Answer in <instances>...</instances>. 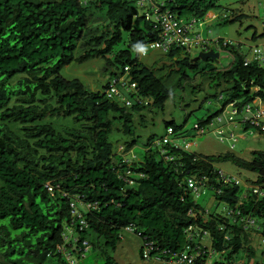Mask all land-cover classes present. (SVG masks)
<instances>
[{"label":"trees","instance_id":"1","mask_svg":"<svg viewBox=\"0 0 264 264\" xmlns=\"http://www.w3.org/2000/svg\"><path fill=\"white\" fill-rule=\"evenodd\" d=\"M220 1L150 0L141 14L138 7L144 4L139 0H0V264H89L90 249L93 260L116 264L112 252L130 226L143 240L149 238L166 250L168 258L195 244L197 240L191 242L185 234L192 225L195 232L208 231L209 244L225 256L255 259L253 238L264 239V196L242 184L226 185L217 165L231 161L256 173L254 186L262 188L264 152L255 151L253 160L246 161L230 152L198 156L171 144L166 147L177 160L167 161L154 148L157 139L152 136L142 156L134 153L138 126L147 123V109L164 111L172 97V78L181 87L201 78L211 89L224 88L207 96L220 109L198 119L194 129L199 132L232 102L240 114L247 105H264V67L246 64L248 58L238 50L229 49L234 60L224 70L201 69V60H190L183 54L186 47L177 45L164 50L171 62L162 73L142 60L143 50L161 40L159 16L170 12L200 22ZM126 33L129 42L121 48ZM252 39H258L256 32ZM81 41L89 47L86 44L85 53L76 57ZM96 57L104 58L111 70L103 93L63 76L74 61ZM114 80H119L121 94L109 98ZM133 83L138 88L131 93L122 86ZM189 116L183 125L165 121L166 132L172 129L174 139L184 138ZM253 128L249 122L243 125L245 132ZM115 131L134 138L123 152L115 153ZM196 175L211 180L205 195L212 191L217 200L241 216H252L256 224L205 215L185 184ZM191 210L197 216L190 215ZM223 224L225 232L219 230ZM141 257L147 262L142 252Z\"/></svg>","mask_w":264,"mask_h":264},{"label":"rangeland","instance_id":"2","mask_svg":"<svg viewBox=\"0 0 264 264\" xmlns=\"http://www.w3.org/2000/svg\"><path fill=\"white\" fill-rule=\"evenodd\" d=\"M149 1H145L144 7H138L141 14L146 13L151 6ZM154 1L157 4H162L168 0ZM211 12L216 15L217 19L209 18L208 14L203 21L194 24L192 36L196 38L197 35L201 34L203 39L210 41L206 44L193 42L191 47L186 46L183 54H189L188 57L190 60L196 59L204 51L214 49L220 53L219 62L211 59L201 61L199 67L201 69L224 70L234 60L229 49L233 51L238 50L239 53L246 55L249 60L254 61L257 56L254 50L257 48L256 46L260 45L261 56H264V38L261 36L264 33V0H222L218 4V8H215ZM238 16H241V19L230 22L232 18L235 19ZM185 21L190 22V20ZM201 24H204V26L201 27ZM254 32L258 36L256 41L252 39ZM128 42L129 33H126L125 44L120 47L125 48ZM86 44L85 41L80 42L76 51V57L85 53L87 49ZM142 60L150 67H155L158 73L161 72L160 70L169 67L171 62V58L164 50H156L149 47L146 55L142 57ZM261 62L263 63V61ZM62 74L66 79H79L83 81L94 92L99 91L103 93L106 85H109L111 82V70L106 69V61L100 57L91 58L83 63L74 61L63 69ZM189 75L193 76L194 73L189 70ZM174 80L175 82L170 86L172 97L167 101L164 111L154 110V112H151V109H147V112L145 111L148 121L143 126H138L137 145L134 147L135 154L142 156L145 152V145L152 139V136H156V139L161 141L162 138L168 135L165 121H175L178 125H183L188 115L190 116L183 130L186 134L184 138L180 137L179 140H176V143L185 147L186 144L193 143L189 149L191 153L197 154L198 156L219 157L230 152L246 161H252L253 152H264V135L254 128L251 132H245L242 126H235L233 123L225 120L224 117L221 122L215 120L216 123L214 126L212 124L206 126L204 128L205 134H201L199 130H195L194 127L199 118L205 117L208 112L212 113L219 110V105L216 100L214 98L210 99L207 96L218 94L224 88L211 89L206 83L208 80H202L201 78L197 79V84L194 81L193 84L182 83V87L178 85L176 78H172L170 82ZM195 88H197L196 91H194ZM129 92L131 93L132 90H129ZM245 117L248 116L246 114H240V116L237 115L236 119L240 122ZM63 122L66 123L64 119ZM217 128H219V132L223 131V135L216 132ZM232 133L236 135L234 139L230 136ZM179 135L183 136V134ZM170 137L174 139V136ZM133 139L131 136L115 131L111 136L115 153L119 152L120 146L126 145ZM164 149H166V154L173 157L174 160H177V157L171 154L163 143H160L159 150L163 151ZM132 157L130 153L127 154L128 160H133ZM217 167L227 176L239 178L244 186L247 184L252 187L258 180L256 173L241 169L231 161L220 163ZM194 179L199 181L198 175ZM263 187L262 190L264 192ZM208 193L205 196H195V201L201 205L202 210L208 209L210 213L225 214L226 205L222 201L217 200L212 191ZM261 222L260 220L259 223L261 224ZM203 231L202 229L201 232L203 233ZM76 235L78 234H74L73 236L76 237ZM210 240L211 238L208 237L202 241H195V244H209ZM143 246L144 240L141 236L136 233L123 231L117 251L112 252V257L115 259L116 264H162L155 260L145 262L141 257ZM252 246L256 249L255 254L257 256L255 259H241L244 260L245 264H256L260 261L264 263V256L262 255L264 243L261 241V236L259 238L258 236L253 238ZM94 253L93 249L87 252L89 264H94L92 261L102 264V260H93L95 257Z\"/></svg>","mask_w":264,"mask_h":264},{"label":"built area","instance_id":"3","mask_svg":"<svg viewBox=\"0 0 264 264\" xmlns=\"http://www.w3.org/2000/svg\"><path fill=\"white\" fill-rule=\"evenodd\" d=\"M157 11V10H156ZM158 21L160 22L161 26V40L159 42L153 43L150 45L151 48L156 49H163L165 51H168L170 46L177 45V46H190L193 42H206V40H203L201 37H197L196 39H191L188 37V33L192 27V25L183 24L180 21L177 20V17L173 14H164L163 16L158 17ZM195 22V21H194ZM263 28H264V22H263ZM254 52L257 54L255 57V60L253 62H256L259 64L260 67H264V56H261V49H255ZM146 55V50L143 51V56ZM263 61V63L261 62ZM251 61L247 60L246 64L250 63ZM127 70V69H126ZM117 84H119V80H114L112 82V85L107 92L109 98L120 96L121 90L119 87H117ZM127 90H133L137 89V84L133 83L129 86H126L125 84L122 85ZM128 104H131V102H128ZM231 111H228L226 114L230 113L228 121L230 123H235L234 116L240 115L239 108L237 107L236 103H232L230 105ZM244 113L248 116L245 117L240 124L244 125L248 122L251 123V125L256 128L260 129L264 132V105L260 108L254 109L251 105H247L245 107ZM219 121H222V118L218 119ZM173 131L172 129L169 131L171 134ZM164 143H172V141L169 138L164 139ZM159 144V143H157ZM178 146V145H176ZM228 182H231V180H227ZM238 183V181L236 182ZM187 189L195 196H201L205 195L208 191V185H207V178L202 177L199 179V181L195 179H189L186 183ZM255 195L262 196L263 192L260 188H254ZM193 211L191 210L190 213ZM237 210L235 208H230L229 206H226V212L223 214L225 215L226 219H231L233 223H236L237 220H240L241 223H244L246 226L254 225L256 224V221L252 219L250 216L245 217L241 216L238 212V215H240L237 218L234 219V215L237 214ZM210 212H205V215H209ZM197 216V214H195ZM223 218V217H221ZM236 220V221H235ZM221 232H225L227 230V225L223 224L220 225ZM127 232L135 233V230L133 227H127ZM139 236H141V233H138ZM201 234V235H200ZM186 235L189 241L194 242L195 240H203L204 237L208 238L209 232H195V227L190 226L188 229H186ZM203 235V239H201L199 236ZM227 240L230 239V236L227 235ZM211 244V243H210ZM210 244H194L188 243L187 247L184 249V251H181V253L176 254L173 257L168 258V254L166 250H161L154 241H152L149 238H146L144 240V246L142 250V254L144 259L147 262H150L152 260H155L162 264H245L244 260L238 258V257H231L225 256V252H218L216 251L212 245ZM166 257V259H164ZM71 264H74L72 262Z\"/></svg>","mask_w":264,"mask_h":264},{"label":"clouds","instance_id":"4","mask_svg":"<svg viewBox=\"0 0 264 264\" xmlns=\"http://www.w3.org/2000/svg\"><path fill=\"white\" fill-rule=\"evenodd\" d=\"M145 1H147V0H139V4L140 5H143L144 3H145ZM168 13H170V12H166V13H164V14H168ZM170 14H173V13H170ZM174 16H176L177 17V20L178 21H180L181 23H183V24H186V25H188V24H190V25H192V27H191V29H190V31H189V33H188V37H190L191 39H196L198 36L199 37H201L202 39H203V37H202V35L201 34H199V35H197V37L196 38H194L192 35V30H193V27H194V24H196V23H198V21L197 20H190V22H186L185 20H183V19H181V18H179L177 15H175V14H173ZM209 17H211V19H217V17H216V15L213 13V12H211L209 15H208ZM195 21V22H194ZM158 23H159V25H157L158 26V29H159V32H160V38H161V26H160V22L159 21H157ZM202 26H204V24H201V27ZM264 35V34H263ZM203 40H205V39H203ZM210 40H206V42L204 43V42H200V43H197V44H206L207 42H209ZM157 42H159V41H157ZM156 43V42H155ZM153 44V43H152ZM193 44V43H192ZM191 44V45H192ZM191 45L190 46H188V47H191ZM257 48L256 49H261V47H260V45H258V46H256ZM149 48H151L150 46H149ZM147 49L148 48H145L144 50H146L147 51ZM151 49H153V48H151ZM154 49H156V48H154ZM143 50V51H144ZM156 50H163V49H156ZM212 50H214V49H212ZM208 51H210V50H207V51H204V52H208ZM216 51V50H215ZM249 60V59H248ZM249 61H251V60H249ZM251 63H252V61H251ZM256 63V62H255ZM232 103H236V102H232ZM232 103H230L228 106H226L225 108H223L222 110H223V112L220 114V116L219 117H217L216 118V120H218L219 118H222V121H223V117L225 118V120H227L228 121V119H229V116H230V113L229 114H226L228 111H231V108H230V105L232 104ZM236 105H237V103H236ZM220 109V108H219ZM227 115H229L228 117H227ZM238 116H240V115H238ZM236 117H237V115L236 116H234V118H235V123H233L235 126H237V125H240V126H242L243 127V125H241L240 124V122H238V119H236ZM219 121V120H218ZM219 122H221V121H219ZM229 122V121H228ZM216 122L214 121L213 123H211L213 126H214V124H215ZM230 123V122H229ZM218 129L219 128H217V130H216V132L218 133V134H221V135H223V131H218ZM171 130V129H170ZM169 130V131H170ZM263 132V131H262ZM173 133V132H172ZM200 133L201 134H205V130L204 129H202L201 131H200ZM171 135H170V133H168V135L167 136H165V138H169L171 141H172V143H164V139L165 138H162V140L161 141H156L155 143H154V148H156V149H159V147H160V143H163L164 144V146H167V145H174V147H177V148H179V149H183V150H185V151H189V149L191 148V146L190 145H193V143H189V144H186V147L185 146H181V145H179V144H177L176 143V139H171V137H170ZM230 136H231V138H235L236 137V135L234 134V133H232V134H230ZM157 143H159V144H157ZM176 145H178V146H176ZM123 150H124V147L122 146V147H120V150H119V152H123ZM190 152V151H189ZM161 153H162V155L163 156H166V160L167 161H173L174 160V158L173 157H171L170 155H168V154H166V149H164L163 151H161ZM126 158H127V156H126ZM129 162H130V160H128ZM175 161V160H174ZM222 174H223V176H224V181H225V184L226 185H230V186H236V185H240V184H242V182L240 181V179L239 178H234L233 176H227L223 171H222ZM202 177H205V178H207V184H208V186H209V182L211 181L210 180V178H208L207 176H202ZM189 180V179H188ZM187 180V181H188ZM227 180H231V182H228ZM187 181H185V183L187 182ZM238 181V183H236ZM246 185V187H247V190L249 191V190H253L254 188H260L261 190H262V188L261 187H259V186H252V187H250L249 185H247V184H245ZM207 186V187H208ZM188 190V189H187ZM221 190V189H220ZM221 192H222V190H221ZM262 192H263V190H262ZM195 196V195H194ZM245 196V195H244ZM262 196H264V192H263V195ZM261 196V197H262ZM194 200H195V198H194ZM222 201V200H221ZM223 202V201H222ZM224 203V202H223ZM225 204V203H224ZM226 206H229V205H227V204H225ZM230 207V206H229ZM230 208H233V207H230ZM207 211H209L210 212V210H205V212H207ZM189 214L190 215H195V214H197V212L196 211H193L192 213H190L189 212ZM215 214H217L218 216H220V217H224L225 218V215L223 216V214H220V213H215ZM251 218H252V216H250ZM252 219H254V218H252ZM255 220V219H254ZM256 221V220H255ZM191 226V225H190ZM190 226H188L187 227V229L190 227ZM125 231H126V229H125ZM127 232V231H126ZM130 233V232H129ZM185 233H186V230H185ZM137 235H139V234H137ZM142 235V234H141ZM69 237H67V241H69ZM260 240V239H259ZM261 241L264 243V239H261ZM60 250L61 251H63L65 254H66V256L69 258V257H71V254L70 253H68L67 251H64V249L63 248H60ZM89 250V249H88ZM87 250V251H88ZM142 250H143V248H142ZM263 252H264V249H263ZM235 257H238V256H235ZM241 259V258H240ZM72 262H74L73 260H71ZM75 263H77V262H74V264Z\"/></svg>","mask_w":264,"mask_h":264},{"label":"water","instance_id":"5","mask_svg":"<svg viewBox=\"0 0 264 264\" xmlns=\"http://www.w3.org/2000/svg\"><path fill=\"white\" fill-rule=\"evenodd\" d=\"M220 53L216 52L215 50H210L208 52H202L195 60L196 61H207V60H214L219 62Z\"/></svg>","mask_w":264,"mask_h":264}]
</instances>
